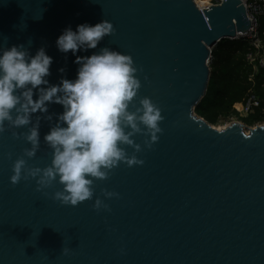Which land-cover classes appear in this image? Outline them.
Returning <instances> with one entry per match:
<instances>
[{
  "label": "water",
  "instance_id": "95a60500",
  "mask_svg": "<svg viewBox=\"0 0 264 264\" xmlns=\"http://www.w3.org/2000/svg\"><path fill=\"white\" fill-rule=\"evenodd\" d=\"M104 19L116 31L96 51L107 46L133 56L142 82L135 105L142 97L157 103L163 132L151 149L138 134L144 164L121 162L107 179L94 180L91 200L71 206L53 198L59 183L38 191L35 180L11 182L15 159L31 145L17 138L26 128L6 122L0 264H264V123L247 131L233 121L219 129L195 111L209 87L213 48L251 27L245 3L0 0V47L23 43L35 54L44 46L54 57L48 79H74L75 56L61 53L56 39L68 26ZM50 111L63 108L52 104ZM49 130L42 119L40 149L29 166L51 163L43 140ZM105 189L119 195L106 197ZM96 198L109 207L95 209Z\"/></svg>",
  "mask_w": 264,
  "mask_h": 264
},
{
  "label": "clouds",
  "instance_id": "9594fccd",
  "mask_svg": "<svg viewBox=\"0 0 264 264\" xmlns=\"http://www.w3.org/2000/svg\"><path fill=\"white\" fill-rule=\"evenodd\" d=\"M115 31L106 19L94 25L79 24L75 30L65 28L56 39V47L65 56L69 52L75 56L77 74L74 79L62 76L55 84L48 79L54 57L46 47L41 46L35 54L23 43L0 47V134L6 131V122L13 128H26L17 138L22 136L31 145L12 165L10 180L14 185L35 180L37 190L43 191L59 183L63 187L53 198L78 206L93 198L94 180L107 179L121 162L129 167L144 164L137 155L143 146L135 137L143 135L144 145L151 149L163 132L165 117L150 97L140 98L135 105L142 82L131 54L107 46L96 51L105 36ZM89 50L95 51L80 54ZM52 104L61 105L63 111L51 112ZM42 119L50 122L43 140L52 150L51 163L29 166L28 160L40 149ZM125 146L134 152L129 155ZM12 155L9 152L8 158ZM104 195L111 198L119 194L105 189ZM93 207L109 206L96 198ZM63 251L67 254L70 250Z\"/></svg>",
  "mask_w": 264,
  "mask_h": 264
},
{
  "label": "trees",
  "instance_id": "16d2710c",
  "mask_svg": "<svg viewBox=\"0 0 264 264\" xmlns=\"http://www.w3.org/2000/svg\"><path fill=\"white\" fill-rule=\"evenodd\" d=\"M199 2L203 5L208 3L201 0ZM261 23L264 29V15ZM251 48L249 39L242 37L224 38L213 49L209 87L195 109L209 123L215 125L233 117L241 119L247 125L264 120V67H259L256 71L254 65L247 60L246 54ZM252 75L253 80L250 79ZM250 89L259 97L261 105L253 113L240 116L239 107L246 102Z\"/></svg>",
  "mask_w": 264,
  "mask_h": 264
},
{
  "label": "built area",
  "instance_id": "2783aa9c",
  "mask_svg": "<svg viewBox=\"0 0 264 264\" xmlns=\"http://www.w3.org/2000/svg\"><path fill=\"white\" fill-rule=\"evenodd\" d=\"M216 1V2H213ZM224 0H212V3H221ZM248 10V17L251 22L249 31L239 38H248L252 48L246 54L247 60L254 65L257 71L259 67H264V29L261 27V17L264 15V0H243ZM254 76L250 77L253 80ZM241 104V103H240ZM261 105V100L249 90L246 102L239 107L240 116H246L255 111Z\"/></svg>",
  "mask_w": 264,
  "mask_h": 264
},
{
  "label": "rangeland",
  "instance_id": "374dc122",
  "mask_svg": "<svg viewBox=\"0 0 264 264\" xmlns=\"http://www.w3.org/2000/svg\"><path fill=\"white\" fill-rule=\"evenodd\" d=\"M199 1V0H198ZM201 1H208L207 5L209 4V0H201ZM211 3H212V0H210ZM200 3V2H199ZM201 6H204L203 4L200 3ZM214 49V48H213ZM212 60V58H211ZM233 121H241L244 125H245V129L248 131L249 130V127H254L255 125H258V124H263L264 123V120L263 121H259L257 122L256 124L254 125H247L246 123H244L241 119H238L237 117H233L231 119H228V120H221L219 123L215 124L214 126L219 128H224L226 127L228 124H230L231 122Z\"/></svg>",
  "mask_w": 264,
  "mask_h": 264
},
{
  "label": "bare ground",
  "instance_id": "6f19581e",
  "mask_svg": "<svg viewBox=\"0 0 264 264\" xmlns=\"http://www.w3.org/2000/svg\"><path fill=\"white\" fill-rule=\"evenodd\" d=\"M196 2H197V4H198L200 7H202V8L207 7V6H209V5L211 4V3H209L208 5L201 6L198 0H196ZM209 2H210V0H209ZM219 129H222V128L219 127Z\"/></svg>",
  "mask_w": 264,
  "mask_h": 264
}]
</instances>
